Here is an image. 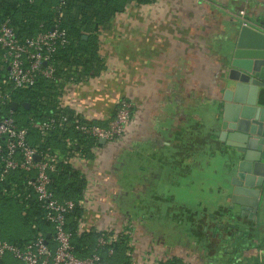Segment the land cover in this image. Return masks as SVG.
Returning a JSON list of instances; mask_svg holds the SVG:
<instances>
[{
  "label": "crops",
  "instance_id": "crops-1",
  "mask_svg": "<svg viewBox=\"0 0 264 264\" xmlns=\"http://www.w3.org/2000/svg\"><path fill=\"white\" fill-rule=\"evenodd\" d=\"M237 15L262 18L264 0L130 3L101 31L100 74L65 82L61 89L59 107L102 124L114 115L119 99L132 104L131 122L121 138L94 147L91 159L71 161L87 181L78 230L129 235L128 245L135 247L126 252L129 261L146 259L148 251L158 254L156 244L165 239L164 232L156 239L142 235L139 207L153 208L156 226L161 222L168 231L178 222H171L169 213L178 209L175 204L184 203L176 198L177 189L187 188L189 195L220 191L226 146L211 119L217 109L210 111L221 98L219 48L230 19ZM206 205L201 213L212 226L220 209ZM261 244L257 251L246 252L244 264L264 258ZM48 245L54 248L53 237Z\"/></svg>",
  "mask_w": 264,
  "mask_h": 264
},
{
  "label": "trees",
  "instance_id": "trees-1",
  "mask_svg": "<svg viewBox=\"0 0 264 264\" xmlns=\"http://www.w3.org/2000/svg\"><path fill=\"white\" fill-rule=\"evenodd\" d=\"M150 1L64 0L61 3L60 0H0V24L7 21L18 40L54 27L65 31L67 42L56 43L48 60L53 68L51 77L39 75L35 83L26 88L3 87L8 90L11 102L18 103L14 117L20 126L28 128L29 145L40 153L47 150L57 158L54 170L50 172L49 190L58 201H72L74 204L65 214V229L70 233L72 252L79 257L97 253L108 264L130 262L126 254L132 250V246L128 245L130 236L120 235L112 244L98 246V231L78 230L83 213L80 201L87 181L69 158L78 152L83 158L91 159L93 148L100 143L75 128L74 119L77 116L82 120V117L59 107V95L65 82L95 77L104 69L103 58L99 54V37L113 17L123 12L130 3L145 4ZM23 102L28 103L27 108L22 105ZM9 108L10 104L4 106L5 110ZM62 116L66 120L62 121ZM51 117L56 118V125L43 136L31 126L32 122H42ZM34 174V170L14 169L0 179L1 240L22 246L41 235L50 244L53 226L28 185ZM109 248H113L112 254H108ZM168 261L182 262L176 257ZM5 263L18 264L12 259Z\"/></svg>",
  "mask_w": 264,
  "mask_h": 264
},
{
  "label": "built area",
  "instance_id": "built-area-1",
  "mask_svg": "<svg viewBox=\"0 0 264 264\" xmlns=\"http://www.w3.org/2000/svg\"><path fill=\"white\" fill-rule=\"evenodd\" d=\"M60 2L63 3L64 0ZM239 14L243 15L244 11L241 10ZM65 42H67L65 31L57 27L18 40L7 21L0 24V179L14 169L25 172L35 171L33 178L28 180V185L40 201L46 219L53 226L55 242L54 249H51L41 235L22 246L0 239V264H4L6 257H10L18 264H108L102 261L97 253L79 257L72 252L70 233L65 229V214L74 204L72 201H58L49 190L50 172L54 170L57 158L47 150L40 153L31 147L27 141L28 128L17 123L11 106L8 110L4 109L6 104L12 102L8 90L3 86L21 89L32 86L39 75L51 77L53 68L48 62L50 54L56 43ZM131 118L132 104L127 99L121 98L116 102L114 115L106 124H96L84 117L81 120L77 116L74 122L75 128L83 134L96 141L103 139L109 144L123 136ZM61 120H66V117L62 116ZM56 122V118L51 117L42 122H32L31 126L43 136L56 125ZM36 156H39V160H36ZM77 158L83 157L77 152L69 158V161ZM98 233V246L110 245L119 237V233H110L108 230H98ZM133 245L135 246L134 243ZM155 251L158 252V249ZM112 252L113 248H109L108 254ZM145 253L149 257L138 263L132 260L129 263L119 264H179L169 263L168 260L172 259L170 254L164 256L165 254L160 252L154 255L149 251Z\"/></svg>",
  "mask_w": 264,
  "mask_h": 264
},
{
  "label": "water",
  "instance_id": "water-1",
  "mask_svg": "<svg viewBox=\"0 0 264 264\" xmlns=\"http://www.w3.org/2000/svg\"><path fill=\"white\" fill-rule=\"evenodd\" d=\"M219 49L221 98L210 113L217 109L211 119L226 146V159L214 207L221 209L219 242L232 250L229 258L216 261L244 264L246 252L257 251L264 242V16L232 17ZM10 106L16 110L18 103ZM257 264H264V258Z\"/></svg>",
  "mask_w": 264,
  "mask_h": 264
},
{
  "label": "flooded vegetation",
  "instance_id": "flooded-vegetation-1",
  "mask_svg": "<svg viewBox=\"0 0 264 264\" xmlns=\"http://www.w3.org/2000/svg\"><path fill=\"white\" fill-rule=\"evenodd\" d=\"M219 189H221V187H219ZM152 210L153 208H148V210L146 208H138V221L139 224L142 225V235H146L147 233H149L151 239H153V236L158 229V232L165 231V228L161 226L162 224H159V227H156L155 229L151 228L152 226L150 223L155 222V218L158 217L157 214H155V212ZM220 213L221 209L219 210L218 214L219 218H215L216 221L212 226H210L208 217L205 218L204 214L198 213V211L185 213V215H183L180 211L175 212V215L173 214V211L170 212L169 218L171 219V222H176V220H178V222L173 224V226L175 229H178L179 233L181 234V236L179 237L180 243H177V240L175 244L167 248L163 247L160 244V250L164 251H162V253H165L167 251V253L165 254H169L172 253L171 251H174V257L175 255H177L176 252L182 253L181 256H185L192 260V262H197V264H218V261H216L218 257H221L222 259L229 258L231 256L232 249L230 247H227V250H224V247L226 248L227 245H222L217 237L220 233L219 231L221 230V228H219L216 223L217 220H220ZM178 215H182L183 217L179 219ZM171 216L174 217L171 218ZM211 217H213V214L211 215ZM183 221H185L184 225L181 224ZM166 223L167 222H165V224ZM214 233L215 235H213ZM156 245L159 246L158 243Z\"/></svg>",
  "mask_w": 264,
  "mask_h": 264
},
{
  "label": "rangeland",
  "instance_id": "rangeland-1",
  "mask_svg": "<svg viewBox=\"0 0 264 264\" xmlns=\"http://www.w3.org/2000/svg\"><path fill=\"white\" fill-rule=\"evenodd\" d=\"M208 174H209V172H208ZM209 177V179H211L212 177H213V174H211V175H209L208 176ZM211 180H209V182H210ZM212 183V182H211ZM174 194H175V196H176V198H179V200H183L184 201V203H177V204H175V206H178V209L177 208H174V210H173V214L175 215V212H182V214L183 215H185V209L184 208H189L190 210H192V211H198V213H201L203 210H202V205L203 204H207L206 206H208V207H210V208H213V209H216V207H214V205H217L216 204V202H217V199H218V192H214V193H210V192H206L205 194L203 193V192H195V193H191L190 195H189V191L187 190V188H179V189H177V191H175L174 192ZM203 194H204V197H203ZM143 196V195H142ZM199 200H201L202 201V204L200 203V201ZM174 206V205H173ZM205 207V206H204ZM181 208V209H180ZM180 209V210H179ZM184 210V211H183ZM179 217V219H181V217H183L182 215H178ZM134 219V218H133ZM184 222L185 221H183L181 224H183L184 225ZM151 224V228L152 229H155L157 226H156V221L155 222H153V223H150ZM160 224H161V222H160ZM162 225H163V223H162ZM165 226L166 225H163L162 227L163 228H165ZM166 229H168V231L169 230H171L172 231V234L171 233H167L168 231L166 230V231H163V232H165V236H164V234H162L161 235V233L160 232H162V231H159L158 233L159 234H154V236H153V238L154 239H156V237L159 235H161V236H164L163 238H165L163 241H162V243L159 241V243H161L162 244V246H164L165 248H167V247H170V246H172L173 244H175V241H177V240H179V237L181 236V234L179 233V230L178 229H175V228H166ZM139 230V229H138ZM159 230V229H158ZM157 230V231H158ZM139 234V233H138ZM168 234H169V239H168ZM140 236V235H139ZM143 236H146V235H144L143 234ZM158 236V237H159ZM162 238V239H163ZM161 239V240H162ZM136 242V241H135ZM139 244V243H138ZM140 245V244H139ZM136 246H137V244H136ZM157 247V249H158V251L160 252V253H162V251L160 250V245L158 246V245H156ZM164 248V249H165ZM135 249V247H132V250H134ZM164 252V251H163ZM172 253H170V255L169 256H171V257H173L174 255V251H171ZM165 253H167V251L165 252ZM177 253V255H175V257L176 258H178L179 260L181 259L182 261H183V264H197V262H195V261H193L192 262V260H190L189 258H187V257H185V256H181L182 255V253H179V252H176ZM166 255V254H165ZM168 256V255H167ZM185 260V261H184ZM186 262V263H185ZM179 263V262H178ZM180 263H182V262H180ZM179 263V264H180Z\"/></svg>",
  "mask_w": 264,
  "mask_h": 264
}]
</instances>
